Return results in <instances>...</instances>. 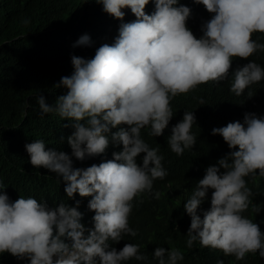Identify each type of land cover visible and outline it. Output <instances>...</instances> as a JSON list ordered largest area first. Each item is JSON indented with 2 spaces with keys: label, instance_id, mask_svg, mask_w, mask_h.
Segmentation results:
<instances>
[{
  "label": "clouds",
  "instance_id": "obj_1",
  "mask_svg": "<svg viewBox=\"0 0 264 264\" xmlns=\"http://www.w3.org/2000/svg\"><path fill=\"white\" fill-rule=\"evenodd\" d=\"M149 2L97 0L103 11L116 19L123 20L122 9H130L137 19L110 32L114 43L101 45L91 59L71 57L72 74L61 77L55 85L67 89L65 95L52 104L43 95L36 97L42 116L54 113L71 122L75 131L67 142L77 160L101 156L110 144L123 146L112 153V159L82 169L74 168L65 152L46 149L42 139L25 144L30 164L62 178L69 199H75L77 193L91 197L88 208L95 213L93 227L81 223L79 200L75 207L60 203L52 208L33 197L20 196L13 202L0 191V254L27 258L29 264L147 260L137 244L126 243L118 251L109 243L137 235L129 226L134 199L151 193L154 181L168 174L163 156L145 142L141 130L148 128L150 136H161L174 116L170 104L174 97L200 84L227 79L233 57L247 60L264 51V44L251 38L254 32L264 33V0H194L213 14L202 23L199 38L187 26L188 6H177L179 0H152L155 10L146 14ZM82 45L90 46L86 34L73 47ZM232 72L230 91L236 96L264 80V67L251 60ZM200 104L204 105L202 99ZM193 124L194 112L185 111L172 127L167 143L177 156L196 144ZM114 128L118 130L111 132ZM211 134L222 136L229 149L238 150L229 151L216 165L207 167L183 204L190 217L186 245L192 248L198 242L236 260L249 253L264 258V232L243 214L253 196L245 178L264 177V115L245 113L243 123L229 122L213 128ZM140 154L144 155L138 164ZM5 188L0 181V190ZM210 190L211 206L201 218L198 209ZM159 195L154 193L157 199ZM262 208L256 206L255 213ZM152 256L156 264H179L184 259L179 249L163 246L156 247Z\"/></svg>",
  "mask_w": 264,
  "mask_h": 264
},
{
  "label": "trees",
  "instance_id": "obj_2",
  "mask_svg": "<svg viewBox=\"0 0 264 264\" xmlns=\"http://www.w3.org/2000/svg\"><path fill=\"white\" fill-rule=\"evenodd\" d=\"M179 5L190 8L186 23L199 38L202 23L213 14L194 0H179ZM154 10L150 0L145 12L151 14ZM122 11L125 16L119 20L104 12L103 5L97 0H0V181L6 187L0 191L5 192L11 201L20 196L33 197L54 208L60 203L75 207L76 200H79L77 210L82 213L81 223L93 227L95 213L88 208L91 197H80L77 193L75 199H69L64 192L62 178L48 169L30 164L25 144L42 139L46 149L65 152L71 157L73 167L82 169L110 160L114 151L122 150V145L114 147L110 144L101 156L77 160L71 156L72 150L67 142V137L75 131L71 122L54 113L42 116L36 102L38 95H43L49 104L65 95L67 89L56 88L55 85L61 77L72 74L71 57L91 59L101 45L114 43L110 32L116 28L119 30L122 23L137 19L130 9ZM85 34L90 38V46L73 47ZM251 38L264 44V33L254 32ZM232 59L227 79L200 84L170 101L174 116L161 136H150L148 128L141 130L145 142L157 148L158 154L163 156L162 165L168 174L163 180L154 181L151 193H143L134 199L129 226L137 235H125L116 244L109 241L110 246L118 251L126 243L137 244L140 252L147 256L146 261L133 259L127 264H156L152 253L159 246L179 249L184 256L179 264H218L219 261L223 264H264V258H260L258 253H249L245 259L236 260L232 255L226 256L222 250L201 247L198 242L192 248L186 245L190 217L183 204L192 195L207 167L216 165L229 151L238 150L229 149L222 136L211 134L212 129L234 121L243 123L245 113L264 115V80L252 84L240 96L230 91L232 71L249 60L264 67V51L254 53L247 60ZM201 99L204 105L200 104ZM185 111H193L196 117V124L191 129L196 136V144L177 156L167 140L172 127L182 120ZM117 130L114 128L111 132ZM143 155L137 157L138 164L142 163ZM245 179L253 196L243 214L264 232V208L258 214L254 211L258 205L264 207V177L257 175ZM211 191L198 209L201 218L211 206ZM156 192L160 194L159 199L154 196ZM0 264H29V261L4 252L0 254Z\"/></svg>",
  "mask_w": 264,
  "mask_h": 264
}]
</instances>
